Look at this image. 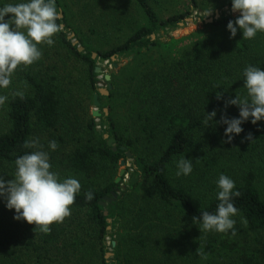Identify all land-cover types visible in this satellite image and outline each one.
<instances>
[{
    "label": "trees",
    "instance_id": "trees-1",
    "mask_svg": "<svg viewBox=\"0 0 264 264\" xmlns=\"http://www.w3.org/2000/svg\"><path fill=\"white\" fill-rule=\"evenodd\" d=\"M17 2L20 0H0V7ZM159 3L133 0L146 24L111 51L98 52L97 58L102 60L132 57L124 70L111 74L110 97L99 93L98 77L103 71L97 72V58L86 46L84 52H79L84 42L77 32L79 45H73L69 39L67 4L62 0H56V8L63 14L57 23L65 24V28L54 35V44L38 45L42 52L40 59L15 69L10 85L0 88V95L7 97L0 105V177L14 178L15 160L36 150L30 144L42 132L48 141L53 138L60 146L55 150L57 157L55 152L51 157L52 171L61 179L75 177L81 184L70 206V215L50 225L46 233L34 230L35 225L26 221L14 220V211L6 209L2 201L0 264H86L88 254L97 258V264H110L105 258L108 239L117 242L114 248H119V236L108 228L128 222L130 201L139 198L157 203L194 222L200 213L216 211L219 203L216 182L221 174L233 179L234 191L240 193L233 197L238 209L233 217L237 231L221 245L225 256H231L236 264H264V121L256 125L244 123V131L231 143L223 142L226 137L222 123H204L206 114L214 110L215 121H219L227 100L246 95L243 71L248 65L264 69V33L249 40L242 39L238 30L231 38L227 23L239 14H223L212 23L203 24L189 37L195 38L191 44L174 52L171 46L176 41L167 43L157 35L177 27L189 15L162 19L157 11ZM191 3L197 6V0ZM157 51L165 53L157 57ZM125 72L133 74L127 80L124 101L132 127L116 119L120 116L116 80L124 77ZM71 77V82L77 85L85 77L88 88L83 94L66 87L65 82H70ZM95 94L99 95L100 107L104 106V99L112 104L111 116L101 125L92 113L78 110L84 106L87 95L94 106ZM226 112L229 118L237 117L239 109L230 105ZM71 119H84V124ZM102 125L108 127L104 131L115 140L113 146L108 145L104 133L98 132ZM249 133L252 140L245 139ZM71 134L88 136L85 142L66 150ZM127 153L136 167L132 173L134 181L130 180L124 189L116 179L119 164L128 158ZM182 156L192 160L193 171L177 177L176 161ZM87 192L93 193L91 200L86 198ZM106 197L113 201L105 202ZM144 209L140 211L145 213ZM147 235L133 239L141 249H148L149 243L156 247L169 244L161 238L160 242L153 241ZM201 238L194 242L196 249L203 256H215L220 248ZM109 248H113L112 244ZM115 260L118 263L111 264H120L118 258Z\"/></svg>",
    "mask_w": 264,
    "mask_h": 264
},
{
    "label": "clouds",
    "instance_id": "clouds-1",
    "mask_svg": "<svg viewBox=\"0 0 264 264\" xmlns=\"http://www.w3.org/2000/svg\"><path fill=\"white\" fill-rule=\"evenodd\" d=\"M230 3L231 11L239 13L226 26L231 38L237 35L238 30L242 39L249 40L257 33H264V0H230ZM59 18L56 0H20L0 7V88L10 85L15 69L32 65L40 59L42 52L38 45L54 44V35L63 29V25L57 23ZM243 77L246 95H235L227 100L219 121H215V110L205 116L206 125L215 122L225 126L224 143H231L239 136L244 131V123L256 125L264 121V69L248 65ZM6 100V96L0 95V105ZM230 105L238 107L237 117L227 116L226 109ZM245 139L252 140V134L249 133ZM37 143L33 140L30 147H35ZM49 148L56 150L57 142L50 141ZM51 168L48 152L35 150L17 157L14 178L5 180L0 177V200L6 209L14 211L13 219L26 221L35 225L34 230L45 233L50 230V225L60 223L70 215V206L81 190L77 178L69 176L61 179ZM192 171V160L182 156L176 161L177 177L188 176ZM216 184L219 201L216 211L200 213L198 218L194 217V223L202 231L225 234L231 231L235 235L236 221L233 217L238 214V209L233 197H238L240 193L234 191L235 181L226 175L221 174ZM85 196L91 200L93 193L87 192Z\"/></svg>",
    "mask_w": 264,
    "mask_h": 264
},
{
    "label": "rangeland",
    "instance_id": "rangeland-1",
    "mask_svg": "<svg viewBox=\"0 0 264 264\" xmlns=\"http://www.w3.org/2000/svg\"><path fill=\"white\" fill-rule=\"evenodd\" d=\"M158 1L160 3L157 7V11L162 19H167L170 16L178 14L187 13L189 15L184 21L179 23L177 27L169 28L164 31L162 35H157V37L167 43H171L172 40L176 41L171 46L174 52L191 44L195 39L189 37L203 27V24L199 22L200 19L206 20L215 18L217 12L220 14V17L223 14H239L231 11L230 0H197V6L192 4L191 0ZM62 2L67 4V25L69 27L66 32L69 33V36L74 34V37L77 32L84 42V45L81 47L84 48V46H86L89 52L93 54L111 51L118 45L124 43L139 27L146 24V20L143 19L142 15L134 6L133 0H62ZM187 31L189 34L185 35ZM178 34L180 38L176 37ZM75 41L78 40L74 38V42ZM166 52L169 54L167 50ZM162 53L165 52L157 51L155 56H162ZM114 57L115 59L112 57L108 60H102L96 57L98 62L97 66L103 71V75L98 77V88L107 90L109 92L108 97L111 96L110 93L113 86L110 84V81H105V75H109L111 80V74L113 72L117 74L120 69L124 70L123 68L128 66L132 60V57H127L125 55ZM67 70L71 72L70 69ZM128 73L129 72H125L124 74L126 75L124 77L122 75L121 78L116 80L117 85H119V94L116 96V104L119 106L120 114V116H116V119H119L121 122L125 121L126 124L132 127V121L127 119L129 115L128 107L125 105L126 102L124 103L128 92L127 80L133 76V74ZM71 80L72 77L70 82L65 83L67 85L66 87L72 92H80L83 94L88 88L87 84L84 82L85 77H81L78 85L72 83ZM109 86L112 88L109 89ZM88 97L89 95L85 97L86 100L83 102L84 106L78 110L84 109L86 113L89 112L91 114L92 111L95 110V107L91 104ZM103 102L104 106L98 108L100 117L97 119V122H99V125L102 124V121L107 122V118L111 116L110 108L112 104H109L105 99ZM105 109L108 110V115L105 114ZM124 116L126 119H124ZM71 120H75L74 123L79 122L84 124V119ZM99 128L103 130L104 134H107L104 131V129H108L107 126L104 128L102 125V127ZM41 133L42 132H38V134H36V141H38L35 146L36 150L48 152L50 163L52 164L53 161H51V157L54 152V157H57V153L55 150H50L49 142L55 139L50 138L48 141L47 135ZM87 136L88 135L84 134H78V136L71 134L66 150L73 148L79 142H85ZM58 147H60L59 144H57V148ZM123 161L126 162V166L121 167V163L119 164L120 172L124 170V175L120 182L121 186L125 189L129 181H134L135 179L132 173L133 168L136 166L134 165L132 156ZM136 199L137 198L133 199V203L130 201L127 204L130 209V215L127 218L128 222L123 226L117 225V228H114L115 230L112 227L110 229V232H115L119 236V248H109L115 241L111 238L108 239L107 254H113L108 257L110 264L118 263L115 258H118L120 264H236L231 256H225V252L221 246L223 241L227 238H232L231 231L225 234L199 230V225L174 209L162 207V205H158L157 203H149V201H140L141 199L139 200V198L136 201ZM0 204H3L2 200H0ZM142 207L145 208V213L140 211ZM157 210H160L158 211V216L155 215ZM133 211H135V213ZM236 228L237 227H234L235 232L237 231ZM146 235L150 236L153 241L157 239V241L160 242V238L165 239V242L169 244L167 246L165 245L166 247H162V244L156 247L154 243H149L148 249H141V247L134 242V240H136L134 237L143 238V236ZM200 237H203L201 240L203 239L205 242H211V245H214L217 249L220 248L215 256H203L199 250L196 249L197 247L194 242L200 239ZM115 243L117 246V242ZM87 256L85 260L86 264H97L95 263L97 261L96 257L92 259L91 255L88 254Z\"/></svg>",
    "mask_w": 264,
    "mask_h": 264
},
{
    "label": "water",
    "instance_id": "water-1",
    "mask_svg": "<svg viewBox=\"0 0 264 264\" xmlns=\"http://www.w3.org/2000/svg\"><path fill=\"white\" fill-rule=\"evenodd\" d=\"M60 18L61 19L63 18L62 11L60 13ZM219 18H220V14L217 12L215 18L206 19V20H201L200 19L199 22L202 23V24H210V23H212L214 21V19H219ZM63 27H65V25H63ZM188 34H189L188 31L185 32V35H188ZM176 37L177 38H180V35L178 34ZM74 38H75L74 37V34H72L71 36H69V39L73 41V45H78V41H75L74 42ZM152 39L153 40L155 39V36L154 35L152 36ZM78 49H79V52H84V48L83 47L79 46ZM96 57H97V54H93V58L96 59ZM113 59H115V57H113ZM97 72H99V73L102 72V69L101 68H97ZM105 81L106 82H109L110 81V76L109 75H105ZM111 88L112 87L109 86V89H111ZM99 93L102 96H108V94H109V92L107 90H105V89H100L99 90ZM100 105L101 104L99 102V95L98 94H95L94 95V107H95V110L92 111V115L96 119H98L100 117V113L98 112V108L100 107ZM105 114L108 115V110L107 109H105ZM98 124H99V122H98ZM98 132L102 134L103 133V130L101 128H98ZM103 137H104V139L108 140V145L109 146H113L115 144V140L114 139H110L108 134H103ZM122 149L124 150L125 148H122ZM114 150L116 151V148H114ZM127 156L128 157H131V154L130 153H127ZM124 166H126V162L125 161H122L121 162V167H124ZM123 175H124V170H121L120 176L116 179V183L117 184L121 181V178H122ZM116 191L119 192L118 189H116ZM113 196L114 197H117V193L116 192H113ZM112 201H113V199H111L109 197H106L105 198V202H112ZM105 202H102L101 203V205L104 206V207L106 206V203ZM105 215L108 216V212H105ZM108 222L111 223V220H108ZM110 229H111V227L108 228V230H110ZM112 246L114 248L116 246V243L113 242L112 243ZM112 255H113L112 253H108L105 256L106 257V260L108 261V257H110Z\"/></svg>",
    "mask_w": 264,
    "mask_h": 264
}]
</instances>
